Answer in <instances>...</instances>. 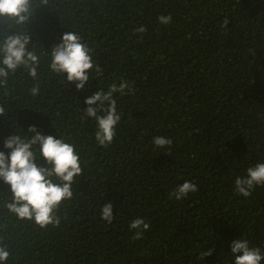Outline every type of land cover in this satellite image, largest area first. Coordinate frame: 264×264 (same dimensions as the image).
Returning <instances> with one entry per match:
<instances>
[{"label": "trees", "instance_id": "16d2710c", "mask_svg": "<svg viewBox=\"0 0 264 264\" xmlns=\"http://www.w3.org/2000/svg\"><path fill=\"white\" fill-rule=\"evenodd\" d=\"M32 4L23 24L0 17V45L6 35L28 34V50L40 57L38 95L29 94L36 82L23 66L0 85L6 109L0 151H8L7 136L35 125L75 145L83 176L57 210L59 226L46 228L7 212L3 202L10 193L0 181L6 264H233L229 245L239 238L264 252V186L243 197L234 185L248 167L264 162V0ZM169 14V24L158 22ZM141 25L146 32L134 35ZM67 31L82 36L103 69L83 91L47 68L48 53ZM121 79L134 92L114 94L122 116L113 142L103 148L95 140V120L82 118L84 101ZM155 136L171 139V151L155 147ZM186 180L198 190L169 198ZM109 201L111 224L100 216ZM137 217L149 229L133 240L129 224ZM209 249L212 255L200 258Z\"/></svg>", "mask_w": 264, "mask_h": 264}, {"label": "clouds", "instance_id": "9594fccd", "mask_svg": "<svg viewBox=\"0 0 264 264\" xmlns=\"http://www.w3.org/2000/svg\"><path fill=\"white\" fill-rule=\"evenodd\" d=\"M48 0H39L40 5ZM33 12L32 0H0V17L14 19L17 24L26 22ZM157 20L162 25L171 22V15H160ZM228 24L223 21L222 27ZM146 27L141 25L133 30L134 35L143 34ZM31 37L28 34L6 35L0 45V85L7 83L11 73L18 67L27 69L28 76L36 83L28 90L33 97L40 93V57L28 50ZM50 60L48 71L63 77L68 84L74 85L77 91H83L90 78L103 75L99 63H93V50L76 32H64L59 42L48 53ZM91 74V77H90ZM134 89L130 82L121 79L119 85L113 83L107 91L97 89L84 104L83 119L90 118L96 122L95 140L98 146L107 148L116 135V126L122 114L117 110L114 94H132ZM7 95V93H5ZM6 115V109L0 106V116ZM28 133L32 135L29 137ZM153 145L171 151L172 140L164 136L153 137ZM39 146L38 148L36 146ZM4 149L0 151V181L8 185L10 197L3 202V207L18 221H31L40 228L49 225L59 226L61 218L56 214L64 201L73 197L72 186L76 177L83 176L81 159L73 143L66 142L63 136L44 135L35 125H30L27 132H13L3 141ZM42 158L41 166L37 161ZM235 192L243 197L251 195L256 186H264V162H258L245 170V174L234 180ZM198 190L191 181L177 185L169 198L182 200L189 193ZM101 219L111 224L113 203L102 205ZM133 232L132 239L142 238L149 224L137 217L129 224ZM233 264H262L264 252L260 247L251 246L249 240L239 238L230 242ZM214 249L202 253L200 258L212 255ZM10 250L0 243V264H6Z\"/></svg>", "mask_w": 264, "mask_h": 264}]
</instances>
